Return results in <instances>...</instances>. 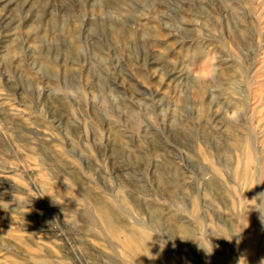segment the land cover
Returning <instances> with one entry per match:
<instances>
[{
	"label": "rangeland",
	"instance_id": "obj_1",
	"mask_svg": "<svg viewBox=\"0 0 264 264\" xmlns=\"http://www.w3.org/2000/svg\"><path fill=\"white\" fill-rule=\"evenodd\" d=\"M249 212L264 244V0H0V264H140L108 216L235 264Z\"/></svg>",
	"mask_w": 264,
	"mask_h": 264
},
{
	"label": "bare ground",
	"instance_id": "obj_2",
	"mask_svg": "<svg viewBox=\"0 0 264 264\" xmlns=\"http://www.w3.org/2000/svg\"><path fill=\"white\" fill-rule=\"evenodd\" d=\"M98 211L99 214L104 213L103 209L100 207L98 208ZM108 217V220H105V218L102 217V220L106 224L107 228L113 234H117L119 232L122 233V240L124 242H129L131 246H134L135 251L138 254L140 264H172L171 260L166 254H160L157 252L159 249L158 246L149 236H146L144 232H142L141 235H135L128 227L124 226L125 224L123 225L121 224L122 222L119 223L113 220L110 216ZM241 227L245 229V234L243 236L244 245L243 248L237 253L236 263L261 264V261L264 260V244L260 242L258 237V231L255 224V215L253 212L248 213V216L241 224ZM222 258L226 264L231 263V260L227 256H222ZM49 264L59 263L57 261H51ZM61 264H63V262Z\"/></svg>",
	"mask_w": 264,
	"mask_h": 264
},
{
	"label": "clouds",
	"instance_id": "obj_3",
	"mask_svg": "<svg viewBox=\"0 0 264 264\" xmlns=\"http://www.w3.org/2000/svg\"><path fill=\"white\" fill-rule=\"evenodd\" d=\"M185 71L191 75L194 80L207 82L215 81L219 74L217 60L214 57H208L198 65H186ZM238 115L239 113L234 111L230 118L236 119ZM261 264H264V260L261 261Z\"/></svg>",
	"mask_w": 264,
	"mask_h": 264
}]
</instances>
